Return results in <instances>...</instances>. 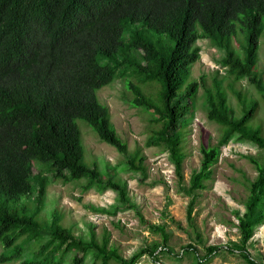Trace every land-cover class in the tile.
Returning a JSON list of instances; mask_svg holds the SVG:
<instances>
[{
    "label": "trees",
    "instance_id": "16d2710c",
    "mask_svg": "<svg viewBox=\"0 0 264 264\" xmlns=\"http://www.w3.org/2000/svg\"><path fill=\"white\" fill-rule=\"evenodd\" d=\"M262 18L264 0H0V264H84L87 257L89 264H135L143 254L153 260L157 251L169 253L160 227L150 226L159 231L162 246L152 244L124 260L106 238H74L56 211L47 222L40 221L47 180L32 176L31 164L42 165L52 180L63 184L82 179L84 190H114L124 202L123 188L109 179L104 182L94 165L83 164L74 121H84L98 141L125 156L129 173L145 178L143 157L138 151L126 155L107 108L95 96L118 74L130 71L146 89L156 87L144 95L127 83L131 105L147 113L154 125L144 145L163 148L181 179L182 129L192 117L198 88L196 81L186 82L198 57L194 43L207 39L221 50L227 74L234 81L246 79L264 105V83L255 70ZM238 35L241 42L234 47ZM233 95L240 106L236 118L229 116L218 83L204 89L206 120L221 133L215 146L200 145L199 167L182 192L193 197L204 189L219 148L227 141L262 150L261 164L250 160L256 177L236 218L238 240L224 246L244 264H257L245 247L254 228L264 222V136L249 124L256 102ZM33 194L32 205H26ZM192 204L191 199L188 220ZM219 248L208 246L201 256L193 254L194 263L206 264ZM187 252L195 251L187 245L180 255Z\"/></svg>",
    "mask_w": 264,
    "mask_h": 264
},
{
    "label": "rangeland",
    "instance_id": "374dc122",
    "mask_svg": "<svg viewBox=\"0 0 264 264\" xmlns=\"http://www.w3.org/2000/svg\"><path fill=\"white\" fill-rule=\"evenodd\" d=\"M262 29L255 70L264 83V18ZM240 42L241 35H238L234 38V47ZM193 46L198 50V57L189 68L186 82L196 81L198 88L192 117L182 129L184 157L181 179L174 175L172 162L163 148L145 147L144 142L154 125L149 122L147 113L131 105L132 91L127 83L144 95L147 91L153 93L156 87L146 89L135 74L125 71L122 76L118 74L111 83L96 90L95 96L107 108L110 124L126 146V155L138 151L143 157L145 178L129 173L125 156L98 141L87 124L76 119L74 123L80 134L83 164L94 165L104 182L109 179L123 188L125 201L121 202L117 192L108 188L100 190L90 186L84 190L85 181L82 179L66 184L52 180L42 165L32 162V176L39 175L47 180L40 221L47 222L50 214L56 211L61 225L68 228L74 238L87 240L91 234L97 241L106 238L108 246L124 260L152 244L162 246L163 238L159 231L150 228L160 227L169 253L157 251L153 260L143 254L135 264H195L193 254L201 256L208 246H219L220 250L206 264H244L237 253L225 251L224 246L238 240L236 218L243 213L247 187L256 177L250 160L261 164L263 151L251 143L231 139L219 148L217 161L211 166V175L204 183V189L191 197L185 195L182 188L188 185L190 175L199 167L200 145L215 146L221 133L218 126L206 120L204 89L210 90L215 82L219 84L232 112L229 114L231 117L240 115V106L233 93H238L246 101L256 102V112L249 124L251 128L259 127L263 136L264 105L246 79L234 81L227 74L220 63L223 57L221 50L203 38L196 40ZM132 57L137 59V54L132 53ZM32 196L34 194L28 196L26 205L31 204ZM191 199L193 204L188 220L186 210ZM187 245L195 252L180 255L182 247ZM245 250L255 263L264 264V222L254 228ZM89 262L88 257L84 259V264ZM2 264H20V261Z\"/></svg>",
    "mask_w": 264,
    "mask_h": 264
}]
</instances>
